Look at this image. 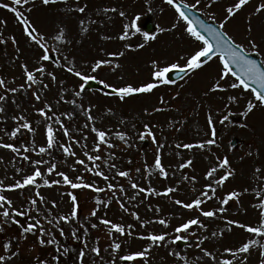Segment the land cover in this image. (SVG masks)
I'll use <instances>...</instances> for the list:
<instances>
[{
  "label": "rangeland",
  "instance_id": "374dc122",
  "mask_svg": "<svg viewBox=\"0 0 264 264\" xmlns=\"http://www.w3.org/2000/svg\"><path fill=\"white\" fill-rule=\"evenodd\" d=\"M235 2L236 0H214L212 7L208 8L209 0H201L198 11L207 19L219 24L226 18V7ZM185 3L195 4L196 0H185ZM261 3H264V0H250L241 11L227 21L223 30L228 32L237 43H242L245 48H248L249 52L257 53L250 49L249 44L250 40L255 41L258 45V55L264 62V12L255 11ZM85 4L87 8L83 14L70 10ZM149 7L153 9L152 12L148 11ZM26 8L27 6L21 10L29 16L32 24L50 48L60 50L59 53L52 51V55L67 56L69 62L74 61L77 70L89 75L93 74L91 66L95 61L111 60V64L102 66L95 75L98 82L102 79L116 87L129 84L140 86L152 82L153 61H156L160 67L173 62L183 65L185 63L183 57L189 55L194 49L202 47V44L188 36L183 22L172 28L178 16L174 8L165 0H58L49 5H44L42 0H33L31 13H28ZM105 9H115V11L105 12ZM121 11L125 13L124 16L120 15ZM136 17L139 19L137 20ZM148 18L155 24L152 33L156 34V39L145 43L143 32ZM81 20L85 21L83 26L80 23ZM134 20L136 26L141 28L140 33H136L131 27ZM249 21H251V32L248 31ZM0 22H2L0 23V33H2L0 39L7 41L0 44V77H3L10 87H19L25 84L22 65L27 64L29 69L38 66L41 63L39 57L43 52L27 38L22 25L13 13L0 8ZM125 25L129 28L125 29ZM85 27L87 31L83 30ZM158 27L166 30L157 32ZM62 28L65 30V40L57 41L54 37ZM126 30L129 36L121 40L119 37ZM13 36L16 38V44L11 41ZM140 44H144V47H137ZM128 45L132 47L129 48ZM112 52H123L124 55L110 57L108 53ZM43 63L48 72L55 73L57 79L52 81L45 75L42 79L44 83L49 84L47 89L42 85L33 86L40 89L42 96L40 101H36L32 90L26 87L15 94L8 93L9 99L4 104L5 112L0 113V137H3L4 142L29 145L35 140L36 146L45 144L44 125L39 123L42 117L36 111L44 107L45 102L51 103L58 114L73 111L71 104H57V100L61 95H65L66 99H72V90H78V85L82 81L67 73L63 67H56L52 62ZM60 63L63 65L65 61L61 59ZM220 71V62L214 58L180 81L162 84L151 93L133 94L123 101L117 95L108 94L110 88H104L102 84V90H86L82 100L78 102L83 103L85 107L89 104L93 106L96 127L110 130L111 142L116 145L113 149H105L104 154L107 155L109 151L114 152L116 157L114 162L118 168L130 170L132 180L141 187L151 186L157 191H163L171 186L177 191L171 196L146 197L141 193L136 199L127 200V197L134 195V190L126 178H117L113 183L124 185L127 197L122 196V199L125 200L129 211L122 209L113 199L110 207L105 209L101 205L97 216L92 217L90 213L97 207L96 199H110L112 198L110 192L96 193L84 188L73 190L62 185L41 188L42 194L49 201L47 207L52 209L51 201L53 200L58 205L57 208L52 209L53 215L70 213L72 202L66 193L73 191L77 195L78 219L70 224L62 225L68 239L60 237L57 232V239L70 248L69 254L62 257L61 264H74L77 252L84 246V240L87 241L88 248L96 246L97 241L99 242L103 264H109L112 259L115 260V264H133V262L121 261L119 257L149 246V241L138 238L141 234L167 232L171 240L175 235L176 226L200 215L199 211L184 209L173 201L179 199L190 202L204 190V186L209 183V180L205 179V173L210 165H215L216 157L223 159L226 156L230 161V167L234 170V175L222 188H217L216 198L202 207L205 210L221 207L220 199L231 191L238 192L239 197L230 201L228 205H224L226 210L223 214H218L213 219L201 216L200 219L208 225L207 229L193 227L190 233L184 234L187 236L186 240L167 243L163 247H153L147 260L137 261L135 264H185L184 261L170 254L173 251L186 256L190 264H205L208 258L203 257L201 249L195 246L198 236L208 237V240L202 241V247L212 251L218 258L223 255L225 247L235 248L241 242L255 238L239 227H232L231 231H228L226 221L231 219L253 225H257L260 221V209L254 205L259 204L261 198H264V107L257 106L245 116L243 113L246 111V103L252 99L250 92L230 88L227 91H211ZM231 82V77L222 81L225 87ZM64 90L68 91L65 93ZM2 92L3 89H0V93ZM230 95L237 96L238 100L229 103L227 98ZM157 108L162 110L154 111ZM21 114L33 123L37 131L33 135L23 130L22 135H19L16 140H11L6 133H10L17 125L12 117ZM209 114L213 117L214 129L208 123ZM225 115L229 116V119L222 122ZM85 123L86 118L83 113L71 122L65 118L66 126L73 130V135L77 139L82 140L83 135H87L88 150L91 151L96 137L90 128L82 127ZM145 123L152 126L156 142H153L151 137L140 140L139 133L144 131ZM213 130L215 136H213ZM117 131L127 133L131 147L115 136ZM58 139L61 143H66L68 140L59 131ZM208 139H215L216 143L204 150L176 147L177 144H195ZM233 141L234 145H232ZM161 144L164 147L159 148V154L169 173L167 179L160 176L154 168L158 146ZM74 149L80 158H84L83 149L79 145H74ZM13 155L9 150L0 148V157L3 158L0 161V180H4L5 183H12V178L15 176V170L10 163ZM30 155L32 159L39 158L35 153ZM52 156L59 171L68 172L72 176L84 175L88 182L95 181L97 185L105 186L102 179L85 173L83 167L78 166V171L72 172L70 166L74 164L76 158L65 156L59 148L53 150ZM43 159L48 160L49 156L45 155ZM188 159L193 160L192 166L183 170L179 169L178 165ZM21 166L18 161L16 167ZM23 166L25 172L31 171V166L26 162ZM46 167L47 165L43 166L44 169ZM137 168L141 170L140 173L136 172ZM257 168L260 169L259 173L256 172ZM104 170L108 171L107 168ZM224 171L220 169L215 178L223 175ZM182 175L195 176L196 182H182ZM50 179H58V177L53 174ZM34 191L35 189L32 188L23 192L17 190L5 194L13 199L16 205H24L26 198L31 197ZM257 192H261V197L256 195ZM157 206L159 211H156ZM131 212H137L144 221L165 219L168 221V226L164 227L153 222L147 227H141L140 222L134 219ZM101 218L134 226L133 236L118 238V242L122 244L119 252L114 253L109 247L112 238L108 229L99 223ZM21 222L26 221L21 218ZM81 223L88 229L87 232L80 228ZM91 224H96L97 227L91 228ZM73 228H80L78 235L81 236V240H75L70 236ZM191 232H196L197 235H192ZM212 232H223V236L212 237ZM259 239L264 242V237ZM9 240L17 241L13 244L12 250H18V255L13 257L10 264H37V257L50 261L51 256L56 254L54 246H41L36 235L28 234L26 238H21L20 229L14 224H5L3 231H0V245ZM0 254H5L2 249ZM85 264H100V259L89 253L85 258ZM209 264H215V262H209ZM247 264H259L257 249L252 250Z\"/></svg>",
  "mask_w": 264,
  "mask_h": 264
},
{
  "label": "snow or ice",
  "instance_id": "6c2138e0",
  "mask_svg": "<svg viewBox=\"0 0 264 264\" xmlns=\"http://www.w3.org/2000/svg\"><path fill=\"white\" fill-rule=\"evenodd\" d=\"M57 0H42L44 5H49L51 3H56ZM165 2L172 6L178 16V19L172 25V28H175L179 25L180 22L185 24V31L189 37H191L195 42L202 44V47L194 49L189 55L183 57L185 63L181 65L179 62H173L166 66L160 67L156 61H153L154 71L152 72V82L142 84L140 86H133L131 84L116 87L114 85H109L104 80H99V83L104 86V88H110L112 91L108 94H114L123 101L126 97L133 94L141 93H151L154 89L159 87L162 84H173L175 81L169 79V74L175 70L177 74L192 73L196 70L201 69L207 62L213 60L214 58L218 59L221 65V71L218 79L214 82L211 87V91H227L229 88L236 90L241 89L244 92H250L252 94V99H249L246 103V111L243 115L247 116L251 113L257 106L264 107V64L259 63L257 60L250 58L249 49L245 48L242 43H237L234 38L228 34V32L223 31L225 24L229 19L234 17L239 11H241L250 0H236L235 3L230 4L226 7V18L219 23L218 27H214L210 23H206L204 20L200 19L198 16H191L190 13L193 9L199 8L201 0H196L195 4H186L185 0H165ZM214 0H209L207 4L208 8L212 7ZM33 0H0V8L10 11L14 14L15 18L20 22L23 27V31L27 38L34 44H36L43 52L39 57L41 63L29 69L27 64L22 65L25 76V84H21L19 87H10L6 80L3 77H0V89H3V92L0 93V113L5 112L4 104L8 101V93L15 94L20 89L32 90V94L36 101H40L42 96L40 94L39 88H34V85H42L43 88L47 89L49 84L44 83L42 79L45 75L50 77L52 81H56L57 77L55 73L48 72L44 66L43 62H52L56 67H63L67 73H70L82 81L78 85V90H72V99H66L65 95H61L57 100V104L66 103L73 106V111L57 113L54 111L53 105L51 103L45 102L44 107L37 109V113L42 117V120L39 123L44 125V134L46 142L43 145L36 146L35 140L32 144H15L11 142H4L3 137H0V148L9 150L13 153V158L10 161L14 170L15 176H13L12 183H5L4 180H0V231H3L5 224H14L17 225L20 229V237L26 238L28 234L36 235L38 243L41 246H54L55 253L51 256V260L41 259L37 257V264H61V259L63 256H67L70 252V248L64 246L59 239H57V232L60 237H63L65 240L68 239V236L65 234V228L62 225L70 224L73 221L78 219L79 215V205L77 203V195L73 191H68L66 195L70 198L72 202V209L70 213L64 215H53L52 209L57 208L58 205L55 200L51 201L52 209L47 207L49 201L42 194L41 188L47 187L51 188L53 186H66L70 189H91L96 193H105L110 192V199H96V208H93L90 215L92 217L97 216L100 206L102 205L105 209L110 207L113 202V199L117 201L119 206L125 211H129L126 207L125 200L123 197H127V191L123 184L113 183L117 178H126L129 181L130 187L134 190V195L127 197V200H134L141 193L145 196H171L174 192L177 191L176 188L171 186L166 187L163 191H157L155 188L141 187L138 183L132 180L130 170H121L118 168V165L114 162L116 157L114 152H107V155L104 154L105 149H113L116 147L115 144L111 142L110 130H105L96 127V117L93 115V106L89 104L87 107L83 103L78 101L82 100L83 94L87 90V85L90 81L97 80L95 73L102 68V66L109 65L112 63L111 60H97L91 66V73L82 72L77 70L75 67L74 61L69 62L67 56L60 57L54 56L51 54L52 51L59 53V49H52L47 44L46 40L39 33L38 29L32 24L29 16L25 14V11H22V8L27 6L26 11L31 13L32 11ZM87 5L77 6L74 11L79 13H85ZM107 11H115V9H105ZM149 12H152L151 7L148 8ZM255 11L257 13L264 12V3L259 4ZM121 16H124L123 11L120 12ZM138 20L139 17H136ZM213 19L215 17L213 16ZM2 23V22H0ZM81 25L85 24V21L81 20ZM132 28L135 29L136 33L141 32V28L136 26L135 20L133 21ZM129 26L125 25V29H128ZM84 31H87V28H83ZM166 29L157 28V32H163ZM251 21H249L248 31L251 32ZM2 36V33H0ZM129 32L126 30L119 38L121 40L127 39ZM57 41L65 40V30L62 28L57 36L54 37ZM143 39L145 43L151 40L156 39V34L151 31L143 32ZM13 44H16V38L11 37ZM7 43V41L0 39V44ZM250 49L257 51L258 45L255 41L250 40ZM131 48V45H128ZM137 47H144V44H140ZM110 57L123 56V52H112L108 53ZM63 59L65 63L61 65L60 60ZM119 67V65H116ZM229 77L232 78V82L224 86L222 81L227 80ZM182 78V76H181ZM65 93L68 90H64ZM229 103L236 102L238 100L237 96H229ZM14 102V101H13ZM163 102V98H161ZM162 109H154V111H161ZM111 110L109 109V112ZM83 113L86 118V123L82 126L83 128H90V131L94 133L96 139L93 143V148L91 151L88 150L87 135H83V142L80 139H77L73 135V130H70L65 124V118L71 122L79 114ZM12 119L17 122L15 128L11 130L10 133H6L11 140H16L19 135L23 134V130H26L28 133L35 135L37 129L33 126V123L28 120L24 115L13 116ZM229 116L225 115L223 121H227ZM208 123L214 129L213 117L211 114L208 115ZM144 131L139 133L140 140H144L146 137H151L153 142H156V135L153 132L152 126L148 123L143 125ZM58 131L67 137L68 140L66 143H61L58 139ZM82 131V129H80ZM115 136L123 141L125 145L131 147L128 143L127 133L117 131ZM213 136H215V131L213 130ZM216 143L215 139L202 140L198 143H184L177 144V148L183 147L184 149H194L198 148L204 150L208 146L214 145ZM74 145H79L83 149L84 158H80L77 151L74 149ZM164 145L158 146L157 156L155 158L154 168L158 171L159 175L167 179L169 176L168 171L166 170L165 165L162 163L161 155L159 154V148H163ZM59 148L60 151L67 157H74L75 162L71 167L72 172L78 171V166L83 167L85 173H89L93 176H96L102 179L105 182V186L101 187L93 182H88L85 179L84 175H75L72 176L68 172L59 171L57 163L54 162V157L52 156L53 150ZM31 153H35L37 159H32ZM45 155L49 156L48 160L43 159ZM3 158L0 157V161ZM21 163V167H16L17 162ZM27 163L31 166V171L25 172L24 163ZM66 163V161H65ZM193 164L192 159H188L185 162H182L178 165V168L183 170L185 168L191 167ZM44 165H47L46 169L43 168ZM107 168V172L104 170ZM220 169H224L223 175L216 177L217 172ZM140 169L137 168L136 172L140 173ZM256 172L259 173L260 169L257 168ZM111 173V175L109 174ZM58 177V179H50L52 175ZM151 174V173H149ZM234 175V170L230 167V161L225 156L223 159L216 157L215 165H210L208 170L205 173V179L209 180V183L204 186V190L199 193L196 198L192 199L190 202H184L179 199H175L173 202L176 205H180L184 209L188 210H197L199 211V216L189 218L185 222L180 223L174 228L175 235L169 240V234L167 232H149L147 234H141L138 236L139 239H144L149 241V246L140 251L129 252L126 255L120 256L119 259L125 262H143L149 258V253L153 247H163L167 243H175L176 241L186 240V233H190V230L195 227L196 229H207L208 225L204 223L200 217L213 219L217 217L218 214H223L225 212L224 205H228L230 201L239 197V193L236 191L228 192L220 199L219 208H210L205 210L202 205L213 200L217 196V188H222L226 181ZM19 178H16V177ZM182 182L188 181L190 183L196 182L195 176L182 175ZM34 188L35 191L31 197H27L24 205H16L14 200L7 196L5 193L14 192L17 190L25 191L27 189ZM256 195L261 197V192H257ZM151 207V206H150ZM260 209V221L257 225L241 223L236 220H227V230L231 231L232 227H239L245 232L249 233L250 236L255 237L247 239L239 244L238 247H225L223 250V255L219 258L217 255L213 254L212 251H209L206 248L202 247V241L208 240L207 236L197 237L198 242L196 247L200 248L203 257L208 258L205 261V264L209 262H215V264H247L252 250L255 248L259 252V264H264V242L259 238L264 237V198H261L259 204L254 205ZM159 207H156V211H159ZM47 213V215H45ZM134 219L140 222L141 227H147L150 223H159L160 225L167 227L168 221L165 219H158L156 221H144L141 220L140 215L137 212L130 213ZM21 218L25 219V223L21 222ZM99 223L104 225L108 231L109 235L112 238L109 247L113 250L114 253L119 252L122 247L121 242H118L119 237L123 236H133L134 226L131 224H123L113 222L107 218H101ZM91 228H96V224H91ZM80 228L84 229V232H87V228L83 223L80 224ZM80 228H73L70 236L75 240H81V236L78 235ZM55 229V231L53 230ZM192 235H197L196 232H191ZM223 236V232L217 233L212 232L211 236ZM17 241L9 240L6 243L0 245V249L3 250L5 254H0V264H10V261L13 257L18 255V250L13 251V244ZM84 246L80 248L77 252L74 264H85L86 256L91 253L95 257L100 259V264H103L102 249L99 247V242L97 241L96 246L88 248L87 241H83ZM171 255L179 258L181 261H184L185 264H190L186 256H182L179 252H171ZM199 259V258H197ZM109 264H115V260L112 259L109 261Z\"/></svg>",
  "mask_w": 264,
  "mask_h": 264
},
{
  "label": "water",
  "instance_id": "95a60500",
  "mask_svg": "<svg viewBox=\"0 0 264 264\" xmlns=\"http://www.w3.org/2000/svg\"><path fill=\"white\" fill-rule=\"evenodd\" d=\"M191 16H198L200 19L204 20L206 23H210L212 24L214 27H218V25L212 21H208L206 20L201 13H199L198 11L192 10V12L190 13ZM152 29V23L149 22V25L147 27V30L150 31ZM250 58L257 60L259 63L263 64L262 61L260 60V58L258 57L257 54L255 53H249ZM184 74H177V72L175 70H173L170 74H169V78L172 80H177L179 79L181 76H183ZM87 88H100L99 85L95 82V81H91L88 85Z\"/></svg>",
  "mask_w": 264,
  "mask_h": 264
}]
</instances>
